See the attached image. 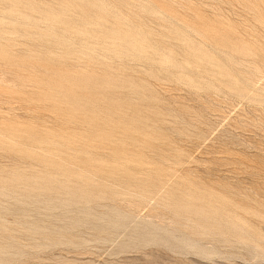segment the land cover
<instances>
[{
  "label": "rangeland",
  "instance_id": "1",
  "mask_svg": "<svg viewBox=\"0 0 264 264\" xmlns=\"http://www.w3.org/2000/svg\"><path fill=\"white\" fill-rule=\"evenodd\" d=\"M0 264H264V0H0Z\"/></svg>",
  "mask_w": 264,
  "mask_h": 264
},
{
  "label": "bare ground",
  "instance_id": "2",
  "mask_svg": "<svg viewBox=\"0 0 264 264\" xmlns=\"http://www.w3.org/2000/svg\"><path fill=\"white\" fill-rule=\"evenodd\" d=\"M69 5V4H68ZM99 5V4H98ZM63 20V19H62ZM55 22V21H54ZM205 26V25H204ZM116 29V28H115ZM117 31V30H116ZM213 31V30H212ZM118 32V31H117ZM209 33H210V31H209ZM133 34V33H132ZM106 36V35H105ZM104 36V37H105ZM232 36V35H231ZM225 38V37H224ZM216 39V38H215ZM234 39V38H233ZM211 40V39H210ZM135 41V40H134ZM218 45V44H217ZM236 45V44H235ZM234 46V45H233ZM67 120V119H66ZM26 136V135H25ZM55 169V168H54ZM113 173V172H112ZM117 173V172H116ZM62 174V173H61ZM14 179V178H13ZM46 188V187H45Z\"/></svg>",
  "mask_w": 264,
  "mask_h": 264
}]
</instances>
